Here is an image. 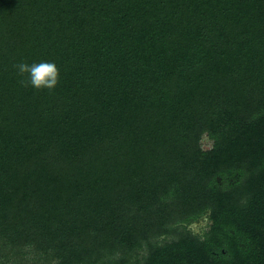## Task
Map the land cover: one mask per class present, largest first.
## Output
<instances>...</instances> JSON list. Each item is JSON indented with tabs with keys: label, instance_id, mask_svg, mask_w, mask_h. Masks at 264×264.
Returning <instances> with one entry per match:
<instances>
[{
	"label": "trees",
	"instance_id": "16d2710c",
	"mask_svg": "<svg viewBox=\"0 0 264 264\" xmlns=\"http://www.w3.org/2000/svg\"><path fill=\"white\" fill-rule=\"evenodd\" d=\"M0 264H264V0H0Z\"/></svg>",
	"mask_w": 264,
	"mask_h": 264
},
{
	"label": "clouds",
	"instance_id": "9594fccd",
	"mask_svg": "<svg viewBox=\"0 0 264 264\" xmlns=\"http://www.w3.org/2000/svg\"><path fill=\"white\" fill-rule=\"evenodd\" d=\"M13 67L20 77H26L19 81L24 87L31 86L36 90L52 91L59 83L60 72L54 62L42 61L32 64L20 62Z\"/></svg>",
	"mask_w": 264,
	"mask_h": 264
},
{
	"label": "rangeland",
	"instance_id": "374dc122",
	"mask_svg": "<svg viewBox=\"0 0 264 264\" xmlns=\"http://www.w3.org/2000/svg\"><path fill=\"white\" fill-rule=\"evenodd\" d=\"M211 145V142L204 138L202 140V146L205 149H208ZM208 228L207 221L205 218H201L199 221H196L195 223H192L188 226V229L193 232L194 234L201 235L204 231H206Z\"/></svg>",
	"mask_w": 264,
	"mask_h": 264
}]
</instances>
